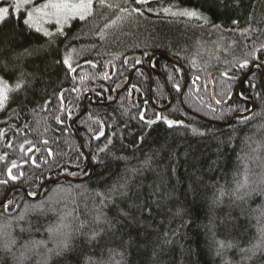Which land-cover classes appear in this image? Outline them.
Listing matches in <instances>:
<instances>
[{
  "label": "trees",
  "instance_id": "1",
  "mask_svg": "<svg viewBox=\"0 0 264 264\" xmlns=\"http://www.w3.org/2000/svg\"><path fill=\"white\" fill-rule=\"evenodd\" d=\"M184 9L207 22L179 15ZM13 13L0 24V77L22 87L0 109V202L13 187L35 197L48 180L87 177L90 164L71 128L85 95L113 101L134 67H148L154 54L187 69L184 102L197 115L221 123L251 109L237 88L250 65H264V0H111L102 7L93 0L92 13L69 20L63 34L54 21L44 23L50 37L23 23L24 9L19 18ZM134 54L141 63L125 61ZM153 66L166 77L172 106L161 112L151 105L145 70L131 81L141 91L137 102L125 92L116 104L88 105L75 127L92 177L51 184L35 202L12 191L13 207L0 206L6 233L0 264H264V245L255 254L244 251L264 236L262 69H254L240 92L257 105L255 112L222 126L185 110L180 68L160 56ZM215 69L224 72L213 83L219 103L230 99L225 106L211 97L208 76ZM194 76L201 78L199 92ZM152 81L155 104L167 106L163 78L152 72ZM166 119L178 123L170 127ZM63 225L79 231L74 252L56 256L48 228L68 231ZM94 232L99 235L89 241ZM36 242L43 243L33 248Z\"/></svg>",
  "mask_w": 264,
  "mask_h": 264
},
{
  "label": "snow or ice",
  "instance_id": "2",
  "mask_svg": "<svg viewBox=\"0 0 264 264\" xmlns=\"http://www.w3.org/2000/svg\"><path fill=\"white\" fill-rule=\"evenodd\" d=\"M138 3H147V0H137ZM10 8L14 9V16L19 18V13L22 9H24L25 18L23 19V23L28 27H34L38 32H43L44 36H52V33L47 29L43 28L42 25L44 23H51L55 22V24L60 25L61 27L58 31L63 34V25L66 24L69 20L74 18H79L81 20L86 19L88 15L92 13L93 10V0H44V2L36 4L35 0H10L9 7H2L0 6V22L5 20L10 13ZM138 11V9H137ZM165 11H169L165 9ZM176 15L177 13H172ZM179 15L203 19L207 22V18L204 17L202 14L197 12L196 10H189L184 9L179 13ZM234 23H236L234 21ZM68 68L72 71L75 69L72 68L70 63V58L65 57L63 61ZM247 62L241 65V67H246ZM22 87L21 82H17L15 87H11L7 80L0 77V109H3L5 103L9 98V92L19 90ZM159 119V117H158ZM155 121H148L149 124L154 123ZM168 126H173L177 124V121L167 120L165 121ZM195 131V130H193ZM15 167V165H13ZM11 170L9 169V174ZM15 179V177H13ZM247 177H245V183L240 185V187L246 186ZM242 198V197H241ZM122 215L127 216V213L121 211ZM101 219L100 216L96 217L97 222ZM64 228H68L69 230L66 232H60L59 229H53L51 227L48 228L49 233L55 239L56 247L54 249L49 250L50 252H54L56 256H67L74 252V246L72 244V240L74 238V232L79 230L71 229L70 225H63ZM83 225H81L82 229ZM23 231V229H22ZM264 232V228L261 229ZM6 233L3 232V229H0V235H4ZM99 233H93L88 239L89 241L95 240ZM12 244L15 243V240L11 242ZM43 242H36L33 245V248H38ZM262 245H264V236L261 238V243H257L253 245L250 249H245L244 251H250L255 254L256 250H260ZM8 250L10 249L9 245H5ZM221 247H224L223 242H221ZM32 249H28L31 251ZM22 257L27 256V253H22Z\"/></svg>",
  "mask_w": 264,
  "mask_h": 264
},
{
  "label": "water",
  "instance_id": "3",
  "mask_svg": "<svg viewBox=\"0 0 264 264\" xmlns=\"http://www.w3.org/2000/svg\"><path fill=\"white\" fill-rule=\"evenodd\" d=\"M164 57L166 58L169 62H171L172 64H174L175 66H177L178 68H180L184 75H185V83H184V87H183V90H182V93H181V103L183 105V107L185 108V110L191 114H193L194 116L206 121V122H210V123H215V124H218V125H230L231 123L234 122L235 119L239 118V117H246V116H249L251 114H253L255 112V110L257 109V105L251 101V100H247V99H244L241 97V87L242 85L244 84V82L248 79V77L250 76V74L254 71V69L256 67H260L263 71V75H262V81H261V84H262V87H263V91H264V65L259 63V62H255L253 63L252 65L249 66V70L248 72L245 74V76L242 78V80L240 81L239 85H238V88H237V96L238 98L242 99V101L246 104H249L251 105V109L247 112H244V113H239V114H236L230 121L228 122H215V121H212L210 119H207L203 116H200V115H197L196 113L192 112L191 110H189L184 102V95H185V92L187 90V87L189 85V82H190V79H189V73L187 71V69L182 66L180 63H178L177 61L173 60L172 58H170L168 55L166 54H154L150 57V60H149V63H148V67H144L142 65H137L136 67H134L133 71L131 72V74L129 75V78H128V81H127V84L125 85V87L123 89H121L118 94L116 95V98L115 100L112 102V103H94L93 102V96L91 93H87L85 95V100H84V107H83V110L82 112L73 120L72 122V128H73V131L76 135V138L79 140V143L81 145V148L82 150L84 151L86 157H87V160L90 164V171H89V174L87 175V177H84V178H72V177H69V176H63V177H60L59 179H52V180H48L46 181L39 189V193L37 196L35 197H32L27 190H25L24 188H21V187H13L8 193L7 195L4 197V199L0 202V206H3L5 205L6 206V212H8V210L13 206V202L12 201H9L7 202V199L8 197L10 196L11 192L12 191H15V190H21L25 193L27 199L29 201H32V202H35V201H38L43 193V190L51 185V184H57V183H60L61 181H69V182H72V183H81V182H84V181H87L89 180L91 177H92V174H93V164H92V161L85 149V146H84V143L82 141V139L80 138L77 130H76V127H75V124H76V121L81 118L87 111V107H88V104H91L92 106H109L110 104H114L117 102V100L119 99L120 95L125 92L128 88V86L130 85L131 81H132V78H133V75L135 74V72H137L138 70H141V69H145L147 71V74L149 76V79H150V102L152 104L153 107H155L157 110L161 111V112H164V111H167L171 106L172 104L174 103V100H175V97L173 95V93L171 92V89H170V86L166 80V77L163 73H161L160 71H157L155 69V67L153 66V60L157 57ZM132 59H135L137 61V63H140L142 61V57L141 55L139 54H134V55H130L126 58V62H128L129 60H132ZM152 72L158 74L159 76H161L164 80V83L170 93V96H171V99H170V103L165 106V107H158L156 106L155 102H154V98H153V81H152ZM216 75H219V76H224V72L220 69H215L213 70L210 74H209V82H210V86H211V97H212V100L214 101V103L218 106H225L227 105L229 102H230V99H228L227 101L225 102H222V103H219L217 101V98H216V95H215V86H214V83H213V78L214 76ZM192 82H193V85L196 87V92H199V86L201 84V78H199L198 76H194L193 79H192ZM140 93L141 91L136 88V87H132L131 90H130V95H129V101L131 103H134V102H137L139 100V96H140ZM133 95H134V98H133ZM43 150L40 149L36 152V154L33 156L32 160L35 159V157Z\"/></svg>",
  "mask_w": 264,
  "mask_h": 264
},
{
  "label": "rangeland",
  "instance_id": "4",
  "mask_svg": "<svg viewBox=\"0 0 264 264\" xmlns=\"http://www.w3.org/2000/svg\"><path fill=\"white\" fill-rule=\"evenodd\" d=\"M111 2V0H98V3H99V5H100V7H102V6H104V5H107V4H109ZM118 2V1H117ZM0 6H2V7H9L10 6V0H0ZM11 10H12V8H10V13H9V15L11 14ZM9 17V16H8ZM4 21V20H3ZM2 21V22H3ZM2 22H0V24L2 23ZM204 62H206V64H208V63H210V62H212L213 61V59H206V60H203ZM200 62V61H199ZM217 76V75H216ZM208 78H209V76H208ZM189 79H190V77H189ZM193 79V78H192ZM210 83V82H209ZM171 97V96H170ZM175 101V100H174ZM214 102V101H213Z\"/></svg>",
  "mask_w": 264,
  "mask_h": 264
},
{
  "label": "flooded vegetation",
  "instance_id": "5",
  "mask_svg": "<svg viewBox=\"0 0 264 264\" xmlns=\"http://www.w3.org/2000/svg\"><path fill=\"white\" fill-rule=\"evenodd\" d=\"M140 63H141V62H140ZM139 65H141V64H139ZM142 66H143V65H142ZM144 67H145V66H144ZM141 70H145V69H141ZM138 71H139V70H138ZM145 71H146V70H145ZM146 72H147V71H146ZM126 84H127V83H126ZM124 87H125V86H124ZM124 87H123V88H124ZM123 88H122V89H123ZM131 88H132V87H131V83H130V85L128 86L127 90L125 91V92L128 93V97H129V95H130V90H131ZM119 91H120V90H119ZM119 91H118V92H119ZM125 92H123L122 94H124ZM117 94H118V93H117ZM117 94H116V95H117ZM122 94H121V95H122ZM121 95H120V96H121ZM92 96H93V95H92ZM139 97H140V96H139ZM115 98H116V96H115ZM115 98H114V100H115ZM119 98H120V97H119ZM133 98H134V95H133ZM114 100H113V101H114ZM113 101H111V102H105V103H112ZM117 101H118V100H117ZM93 102H94V99H93ZM94 103H96V102H94ZM98 103H104V102H98ZM150 103H151V102H150ZM114 104H116V103H114ZM88 105H91V104H88ZM151 105H152V104H151ZM91 106H92V105H91ZM156 106H157V105H156ZM83 107H84V106H83ZM87 108H88V107H87ZM154 108H155V107H154ZM155 109H156V108H155ZM81 112H82V111H81ZM77 116H78V115H77ZM77 116H76V117H77ZM76 117H75V118H76ZM75 118H74V119H75ZM74 119H73V120H74ZM77 121H78V120H77ZM77 121H76V122H77ZM72 122H73V121H72ZM75 125H76V124H75ZM71 128H72V123H71ZM72 129H73V128H72ZM75 136H76V135H75ZM80 138H81V137H80ZM78 141H79V140H78ZM35 154H36V153H35ZM35 154H34V155H35ZM34 155H33V156H34ZM36 157H37V156H36ZM36 157H35V158H36ZM34 160H35V159H34ZM34 160H33V162H34ZM69 177H70V176H69ZM9 197H10V196H9ZM9 197H8V199H7V202L12 201V200H9ZM12 202H13V201H12ZM3 206H5V205H3ZM12 207H13V206H12ZM12 207H11V208H12ZM5 208H6V206H5Z\"/></svg>",
  "mask_w": 264,
  "mask_h": 264
}]
</instances>
